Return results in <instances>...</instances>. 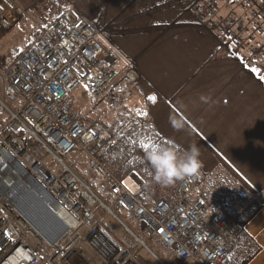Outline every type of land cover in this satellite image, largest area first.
<instances>
[{
  "label": "built area",
  "instance_id": "built-area-1",
  "mask_svg": "<svg viewBox=\"0 0 264 264\" xmlns=\"http://www.w3.org/2000/svg\"><path fill=\"white\" fill-rule=\"evenodd\" d=\"M31 9L34 40L14 42L10 62L0 58V264H73L85 244L100 238L109 241L107 256L92 264H138L142 252L168 264L128 216L181 262L234 264L242 225L225 208L210 212L204 197L191 200L203 183L200 172L170 185L154 180L147 154L155 146L183 156L182 150L159 138L139 146L108 137L101 122L87 123L74 109L79 88L96 102L118 83L138 82L139 73L101 43L91 21L50 0L31 7L0 0V30L16 28ZM197 11L229 53L264 80V0H198ZM78 151L103 183L102 194L68 162Z\"/></svg>",
  "mask_w": 264,
  "mask_h": 264
},
{
  "label": "crops",
  "instance_id": "crops-1",
  "mask_svg": "<svg viewBox=\"0 0 264 264\" xmlns=\"http://www.w3.org/2000/svg\"><path fill=\"white\" fill-rule=\"evenodd\" d=\"M16 1L31 7L39 0ZM50 1L72 18H79L73 15L71 2ZM197 3L98 0L100 14L90 18L99 25L107 19L110 42L123 62L140 72L136 83L146 97L142 107L146 134L184 151L195 144L200 152H211L224 163L227 175L229 170L235 175V181L232 176L222 180L237 193L233 209L229 202L234 199L229 193L223 200L242 225L231 261L264 264V80L229 53L208 21L200 19ZM225 11L229 12L227 8ZM198 189L192 201L203 196L197 194ZM148 239L166 263L196 264L177 260L151 236ZM107 241L100 238L85 244L73 264L101 262L107 256ZM143 262L159 264L146 252L138 264Z\"/></svg>",
  "mask_w": 264,
  "mask_h": 264
},
{
  "label": "rangeland",
  "instance_id": "rangeland-1",
  "mask_svg": "<svg viewBox=\"0 0 264 264\" xmlns=\"http://www.w3.org/2000/svg\"><path fill=\"white\" fill-rule=\"evenodd\" d=\"M57 1L59 2L60 0ZM62 2H71L73 9L72 11H74L73 15H76L77 17H84L91 21L99 30L101 43L117 52L114 44L110 42V31L109 25L107 24V19L103 20L104 23L101 22V25H99L90 18L100 14L99 12L101 11V6L98 4V0H62ZM30 11L31 12L28 18H24L19 23V26L17 25L18 27L14 28L8 33H6V31L0 30V58L2 62H10L16 55V53L13 51L11 52V50H15L14 48L16 47L14 42H17L19 45H21L23 43L28 44L34 40L36 32L34 29L35 25L33 20H35L37 17V13L33 9ZM113 41H115V39ZM135 70L139 73L140 77V72L137 69ZM0 85L3 92L4 78L0 80ZM119 85L120 83H118L115 88L107 93L102 100L96 102L90 101L84 94L85 87L79 88L73 94L74 109L82 115L87 123H92L91 121L93 119V122L97 121L101 122L102 124H111V127L116 128L117 131L121 133L125 132L126 130L130 131L141 129L140 122L136 120V117H143L142 114L144 111L142 110V107L146 105V97H144V94L140 91V83H136L135 85L123 83L122 88L121 86L118 87ZM143 90L144 88L142 91ZM10 106L16 109V105ZM88 117L91 118V121L88 120ZM133 121L134 125H131ZM112 135L113 133L108 130V137H112ZM179 149L182 150L181 148ZM182 151L184 152V150ZM199 160L200 167L198 168V171L203 177V183L197 194L203 195V197L207 199L208 203L211 204L213 209L219 208L220 204H218L216 201V196H218L217 193L225 184L222 183V180L227 176H232V179L235 181L236 177L233 173H231L230 170V173H228L229 175H227V166L219 161L214 155H212L211 152H205V150L200 152ZM68 162L73 164L74 169L76 168V170L81 171L82 174L86 176L87 180H90L98 190L103 188V183L93 172H91L87 165V159L81 151H78L74 153V156L69 157ZM226 210L229 212L228 209ZM126 221L133 229L138 231L139 234L144 237L145 241L150 247H153V243H151V240L148 239V236L150 237V232L148 230H144L145 224L133 219L131 216H128Z\"/></svg>",
  "mask_w": 264,
  "mask_h": 264
},
{
  "label": "clouds",
  "instance_id": "clouds-1",
  "mask_svg": "<svg viewBox=\"0 0 264 264\" xmlns=\"http://www.w3.org/2000/svg\"><path fill=\"white\" fill-rule=\"evenodd\" d=\"M176 126L179 127V125ZM199 156L200 151L195 144L186 149L183 156L171 148L155 146L147 154V160L154 171L155 182L170 185L185 175L196 173L200 167ZM19 257L22 260L27 259L24 253L19 254Z\"/></svg>",
  "mask_w": 264,
  "mask_h": 264
},
{
  "label": "trees",
  "instance_id": "trees-1",
  "mask_svg": "<svg viewBox=\"0 0 264 264\" xmlns=\"http://www.w3.org/2000/svg\"><path fill=\"white\" fill-rule=\"evenodd\" d=\"M89 118V117H88ZM143 117H140V118H138V117H136V119L137 120H143L142 119ZM91 118H89L88 120L89 121H91L90 120ZM94 120L92 119V121L91 122H93ZM103 125L106 127V129L107 130H109L110 132H112L113 133V135L112 136H114V137H118V138H124V137H126L125 139L129 142V143H136V144H138L139 146H148L149 144L151 145V144H153L154 142H155V140L157 139V138H159V137H157V136H148L147 134H146V129L145 128H141V129H138V130H126L125 132H118L117 131V129L116 128H114V127H111L112 125L111 124H107V123H103ZM146 124L144 123V126H145ZM159 139H162V138H159ZM149 145V146H150ZM69 163H71V162H69ZM72 164V163H71ZM75 170H76V168H75ZM76 172L79 174V176L82 178V179H84V180H86L87 182H89L95 189H96V191L99 193V194H102L101 193V190H98L97 188H96V186L90 181V180H87V178H86V176L84 175V174H82V172L81 171H79V170H76ZM222 183H224V182H222ZM202 185V184H201ZM200 185V186H201ZM201 188V187H200ZM199 190V189H198ZM227 193H229L232 197H233V199L234 200H232L231 202H229V203H232L231 204V208L233 209L234 207H236V203H235V199H236V197H237V193H236V191L234 190V188H232L231 187V184H224V186L222 187V188H220V190H219V192L217 193L218 194V196H216V201L218 202V204H220V207L221 208H223V207H225V209H227L228 208V202L227 201H225V200H223V195L224 194H227ZM211 196H212V194H211ZM203 197V196H202ZM205 198V197H204ZM206 199V198H205ZM211 205V204H210ZM234 212V211H233ZM229 214L233 217V215H232V213H230L229 212ZM126 219H127V217H126ZM237 237H238V235H237ZM237 237H236V239H235V241L237 240ZM142 264H147V262H143Z\"/></svg>",
  "mask_w": 264,
  "mask_h": 264
},
{
  "label": "bare ground",
  "instance_id": "bare-ground-1",
  "mask_svg": "<svg viewBox=\"0 0 264 264\" xmlns=\"http://www.w3.org/2000/svg\"><path fill=\"white\" fill-rule=\"evenodd\" d=\"M20 189H22V188H20ZM16 197H18L17 193H16ZM19 203H21V202H19ZM20 206H21V209H23L24 204H20Z\"/></svg>",
  "mask_w": 264,
  "mask_h": 264
}]
</instances>
